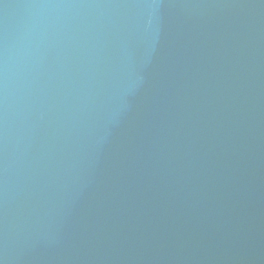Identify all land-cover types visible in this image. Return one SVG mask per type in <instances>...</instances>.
Wrapping results in <instances>:
<instances>
[{
	"label": "water",
	"instance_id": "water-1",
	"mask_svg": "<svg viewBox=\"0 0 264 264\" xmlns=\"http://www.w3.org/2000/svg\"><path fill=\"white\" fill-rule=\"evenodd\" d=\"M0 264H264V0H0Z\"/></svg>",
	"mask_w": 264,
	"mask_h": 264
}]
</instances>
